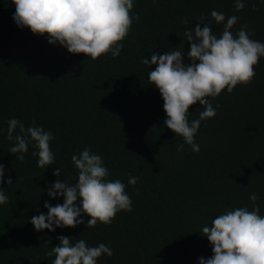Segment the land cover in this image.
Instances as JSON below:
<instances>
[{
  "label": "trees",
  "instance_id": "1",
  "mask_svg": "<svg viewBox=\"0 0 264 264\" xmlns=\"http://www.w3.org/2000/svg\"><path fill=\"white\" fill-rule=\"evenodd\" d=\"M133 2L132 13L140 19L133 20L120 55L92 60L49 44L47 34L18 27L15 4L0 0V190L8 197L0 204V264H52L55 256L46 253L60 243L59 236L109 246L113 255H102L97 264H199V258L213 255L202 228L216 216L238 207L251 211L254 193L264 216V57L254 66L251 84L209 98L216 116L201 121L198 153L164 125V101L148 80L155 65L142 63L183 45V63L190 64L186 29L203 23L222 35L224 25L211 17L213 10L240 18L234 35L246 24L250 38L264 43V0H245L239 12L235 0ZM203 110L199 103L191 106L189 121ZM10 119L25 128L35 121L52 132L53 164L37 166L34 142L23 162L9 153L15 144L7 139ZM18 133L19 128L13 135ZM85 148L103 157L108 180L126 185L132 211L117 213L110 225L98 222L88 229L90 217L82 215L85 223L75 228L36 231L31 218L47 215L44 203L63 204L62 197L48 196L52 185L78 182L71 157ZM57 168L59 177L53 175ZM129 174L138 177L134 186Z\"/></svg>",
  "mask_w": 264,
  "mask_h": 264
},
{
  "label": "clouds",
  "instance_id": "2",
  "mask_svg": "<svg viewBox=\"0 0 264 264\" xmlns=\"http://www.w3.org/2000/svg\"><path fill=\"white\" fill-rule=\"evenodd\" d=\"M15 4L13 20L20 28H30L33 34H47L49 44L57 42L69 53L84 54L92 60L111 53L120 55L123 43L132 27L133 20L139 21V14H133V0H12ZM155 2V0H154ZM245 0H235L237 12L243 10ZM255 10V3L252 4ZM211 17L217 24H223L222 35L213 34L209 24L197 23L186 29L184 36L190 43L187 53L190 64L183 63V45L163 55L152 54L151 61L144 57L142 63L155 65L148 73L150 85H154L164 101L167 118L163 121L167 129L181 136L192 151L199 152L195 136L201 121L214 118L216 108L209 98H216L227 89L232 93L238 84H251L255 77L254 66L264 57V43L250 38L248 25H243L235 35L231 29L240 19L232 15L226 19L221 12L213 10ZM204 17H201L203 21ZM187 23V20L182 21ZM203 24V27H201ZM254 34V33H252ZM198 62V63H197ZM199 103L203 111L199 119L189 121V109ZM17 128L19 133L15 136ZM51 131L42 127L25 128L17 119L8 121L7 139L15 140L9 153L23 162L29 143L37 149L32 153L38 156L37 166L45 168L54 163L55 156L50 142ZM183 150V145L177 147ZM18 154V155H17ZM78 170V182L69 185L57 180L48 190L50 198H63V204L55 206L48 202L44 207L47 215L41 213L31 218L36 231H55L56 228H75L85 223L81 218L87 215V228L97 223L110 225L116 214L132 211L131 197L125 191L126 185L120 180H108V169L101 155L85 148L79 155L71 157ZM5 166L0 164V184L4 182ZM61 176L60 169L53 171ZM138 177L129 174L128 183L135 185ZM12 184L11 178L7 180ZM253 202L250 211L247 207H238L220 214L212 220L210 226H203L202 235L212 246L213 255L199 258V264H264V216L256 205L257 194L249 198ZM8 197L0 190V204H6ZM60 243L46 253L55 256L52 264H97V259L106 254L111 257L113 251L103 243L89 247L83 239L71 242L69 237L59 236Z\"/></svg>",
  "mask_w": 264,
  "mask_h": 264
}]
</instances>
